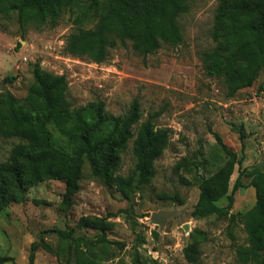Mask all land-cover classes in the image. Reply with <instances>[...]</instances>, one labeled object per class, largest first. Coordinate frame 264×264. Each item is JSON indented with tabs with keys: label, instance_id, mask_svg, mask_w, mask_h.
<instances>
[{
	"label": "rangeland",
	"instance_id": "rangeland-1",
	"mask_svg": "<svg viewBox=\"0 0 264 264\" xmlns=\"http://www.w3.org/2000/svg\"><path fill=\"white\" fill-rule=\"evenodd\" d=\"M217 7L218 0L190 1L189 12L179 21L184 34L179 46L164 45L144 55L128 43L112 49L102 63L67 51L69 36L81 26L73 11H66L55 27L24 29L15 14H0V96L9 92L24 100L39 65L66 77L68 99L74 106L103 102L109 114L123 116L138 100L142 119L134 131L153 118L171 134L168 148L156 162L154 180L134 204L96 180L89 161L68 211L63 206L65 180L40 183L18 198L0 213V257L12 259L5 264H31L32 246L42 240L53 252L39 248L34 264H76L57 231H73L76 238L93 240L99 264H192L184 250L195 240L201 250L196 264H236L243 256L248 236L242 214L256 204V191L246 176L247 187L235 193L230 217H192L201 177L213 175L229 159L218 139L242 160L231 178V193L244 169H264V71L254 87L229 97L224 81L209 78L201 60L203 52L215 46ZM18 143L0 133V164ZM133 143L134 139L122 155L120 175L134 170ZM218 204L225 207L229 199ZM158 211L177 213L160 229L151 222ZM88 217L107 218L114 224L106 233V243L99 242V231L78 227Z\"/></svg>",
	"mask_w": 264,
	"mask_h": 264
},
{
	"label": "trees",
	"instance_id": "trees-1",
	"mask_svg": "<svg viewBox=\"0 0 264 264\" xmlns=\"http://www.w3.org/2000/svg\"><path fill=\"white\" fill-rule=\"evenodd\" d=\"M190 1L0 0V14H15L24 29L29 25L55 27L66 11H73L81 26L69 36L67 51L102 63L112 49L128 43L144 55L154 54L164 45H181L184 34L179 21L189 12ZM89 24L93 26L84 27ZM212 38L215 46L201 55L207 76L222 79L229 97L254 87L264 71V0H218ZM33 75L34 83L24 100L9 92L0 96V133L19 140L9 159L0 164V213L31 188L55 180L66 181L63 206L68 211L81 188L87 161L96 180L134 204L156 176V162L169 146L170 130L159 128L149 118L136 133L134 128L142 119L138 100L123 116L109 114L103 102L76 107L68 99L64 75H54L39 65ZM133 139L136 165L131 174L123 176L119 174L122 155ZM218 140L229 159L213 175L201 177L192 217H230L235 193L247 187L246 176L256 191V204L242 214L248 245L236 264H264V169H244L231 193V178L242 160ZM224 198L229 204L221 207L218 203ZM113 225L99 217L82 218L78 223L80 229L99 231L100 243L107 242L106 233ZM56 233L68 243L69 259L76 264H99L93 240L76 238L73 231ZM39 248L53 252L44 240L34 243L31 264ZM184 254L190 263H198V241L187 245ZM11 260L0 257V264Z\"/></svg>",
	"mask_w": 264,
	"mask_h": 264
},
{
	"label": "water",
	"instance_id": "water-1",
	"mask_svg": "<svg viewBox=\"0 0 264 264\" xmlns=\"http://www.w3.org/2000/svg\"><path fill=\"white\" fill-rule=\"evenodd\" d=\"M175 213H177V211H174V212H165V211L154 212L152 214L151 222L153 224L159 226L160 229H163L167 219L170 218ZM185 229H188V225L185 226Z\"/></svg>",
	"mask_w": 264,
	"mask_h": 264
}]
</instances>
